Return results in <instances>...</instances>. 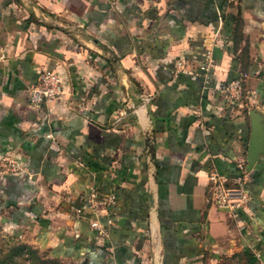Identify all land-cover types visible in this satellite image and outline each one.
Wrapping results in <instances>:
<instances>
[{"label": "crops", "instance_id": "1", "mask_svg": "<svg viewBox=\"0 0 264 264\" xmlns=\"http://www.w3.org/2000/svg\"><path fill=\"white\" fill-rule=\"evenodd\" d=\"M45 69L64 92L33 107ZM244 74L229 101L221 87ZM251 110L264 124V0H0V218L50 246L96 241L92 209L76 214L96 190L99 235L118 256L194 264L219 252L264 201V154L247 171ZM213 172L245 181L252 209L215 204Z\"/></svg>", "mask_w": 264, "mask_h": 264}, {"label": "rangeland", "instance_id": "2", "mask_svg": "<svg viewBox=\"0 0 264 264\" xmlns=\"http://www.w3.org/2000/svg\"><path fill=\"white\" fill-rule=\"evenodd\" d=\"M239 4V3H238ZM237 4V5H238ZM237 19V44L242 41V34L244 28V22L241 20L240 15L236 14ZM245 50H249L248 43L243 47ZM244 52V51H243ZM251 198L249 195L244 203L236 209H243L245 212L250 210ZM259 206V204H258ZM255 209L256 213L252 216L244 217L243 223L240 220L233 221V234L231 239L226 242H222L219 252L211 253L207 258H204V254L196 259H192L194 264H250L249 255L246 254L245 249L248 247L255 254L260 256V261L256 264H264V201L262 205ZM236 209H234L236 211ZM233 211V212H235ZM250 213V212H249ZM3 214V213H2ZM260 215L258 224H255ZM4 219L0 218V264H25V258L29 256V250L37 251L41 259L52 260L53 263L60 262L62 264H155V259L151 254H145V257L140 255L133 258V251L130 253H124V249L121 256H118L117 250L114 246L107 241H101L99 232L95 235L96 241L87 246L86 250H81L82 245L76 250H70V248H63L62 245L58 247L50 246L48 235L41 241L37 240L38 235L33 232L32 229L23 228L18 224L7 223V215L3 214ZM245 216V215H241ZM27 227V226H24ZM43 230V229H41ZM106 232V231H105ZM49 233V232H47ZM248 239V242L245 241ZM98 241L100 244H98ZM243 241V242H242ZM79 243V242H77ZM72 244V243H71ZM87 244V243H86ZM77 244L76 246H78ZM91 245V246H90ZM245 245H247L245 247ZM89 250V251H88ZM114 250V251H113ZM147 251V249H146ZM84 252V253H83ZM83 253V254H82ZM28 254V255H27ZM143 257L144 261L141 260ZM152 257V258H151ZM133 258L131 262H127V259ZM200 259V260H199ZM177 261L170 260L169 264H177ZM195 260V261H194ZM28 262V261H27ZM192 262V263H193ZM196 262V263H195ZM200 262V263H198ZM41 264V263H40Z\"/></svg>", "mask_w": 264, "mask_h": 264}, {"label": "built area", "instance_id": "3", "mask_svg": "<svg viewBox=\"0 0 264 264\" xmlns=\"http://www.w3.org/2000/svg\"><path fill=\"white\" fill-rule=\"evenodd\" d=\"M214 60L210 53H207L204 63L201 65V70L208 71L212 66ZM185 64L180 61L177 64V71H184ZM246 74L240 78L232 80L221 87L222 93L226 99L231 102L239 101L243 92V78ZM64 92L63 80L61 75L57 71L43 70L37 83L30 86L28 89V97L30 105L40 108L47 100L54 99ZM4 161V167L11 169L13 172L20 173L24 171L23 164L15 157L7 156L2 159ZM211 187L213 190V199L215 204L222 208H228L234 210L238 208L241 203H244L248 197L245 189V181H238L236 185H232L229 181L218 172H213L209 176ZM86 204L76 209L78 217L87 218V210L92 209L90 225L99 233H103V225L101 223L99 215V195L96 190H93L89 198L86 199ZM108 223H112V220H108Z\"/></svg>", "mask_w": 264, "mask_h": 264}, {"label": "water", "instance_id": "4", "mask_svg": "<svg viewBox=\"0 0 264 264\" xmlns=\"http://www.w3.org/2000/svg\"><path fill=\"white\" fill-rule=\"evenodd\" d=\"M252 119V132L248 147V167L250 172L260 161L261 155L264 154V124L261 123V116L256 110L250 111Z\"/></svg>", "mask_w": 264, "mask_h": 264}, {"label": "trees", "instance_id": "5", "mask_svg": "<svg viewBox=\"0 0 264 264\" xmlns=\"http://www.w3.org/2000/svg\"><path fill=\"white\" fill-rule=\"evenodd\" d=\"M245 252L247 255H249V263L250 264H256L259 261V258L251 251V249L246 248ZM29 256L25 258V264H62L60 262H54L52 260H43L38 255L37 251L35 250H29ZM27 254V255H28ZM28 261V262H27Z\"/></svg>", "mask_w": 264, "mask_h": 264}]
</instances>
